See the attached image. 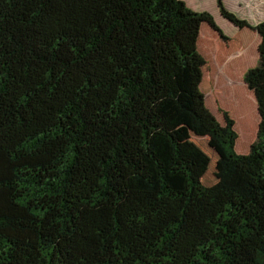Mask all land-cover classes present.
<instances>
[{
  "label": "trees",
  "instance_id": "16d2710c",
  "mask_svg": "<svg viewBox=\"0 0 264 264\" xmlns=\"http://www.w3.org/2000/svg\"><path fill=\"white\" fill-rule=\"evenodd\" d=\"M216 1L234 36L183 0H0V264H264V20Z\"/></svg>",
  "mask_w": 264,
  "mask_h": 264
},
{
  "label": "rangeland",
  "instance_id": "374dc122",
  "mask_svg": "<svg viewBox=\"0 0 264 264\" xmlns=\"http://www.w3.org/2000/svg\"><path fill=\"white\" fill-rule=\"evenodd\" d=\"M188 1V0H187ZM187 1H185L187 3ZM193 6L188 5L197 12L208 11L210 12L217 24L221 27L224 33L228 36H234L237 29L236 27L220 15L217 2L212 0H190ZM227 9L236 13L243 19L248 20L251 24L257 25L264 20V0H224ZM207 9V10H201ZM254 48L249 49L248 53H254ZM246 54V55H247ZM252 58V57H251ZM233 78V77H232ZM235 80H238L237 77Z\"/></svg>",
  "mask_w": 264,
  "mask_h": 264
},
{
  "label": "crops",
  "instance_id": "0c3cea01",
  "mask_svg": "<svg viewBox=\"0 0 264 264\" xmlns=\"http://www.w3.org/2000/svg\"><path fill=\"white\" fill-rule=\"evenodd\" d=\"M183 1H187V0H183ZM188 1H189V3H188ZM188 1H187V3L190 4V6L194 7V5H192V2L190 0H188ZM212 1H215V3L217 2L216 0H212ZM194 8H196V6ZM196 9H198V8H196ZM201 10H207V9H201Z\"/></svg>",
  "mask_w": 264,
  "mask_h": 264
}]
</instances>
